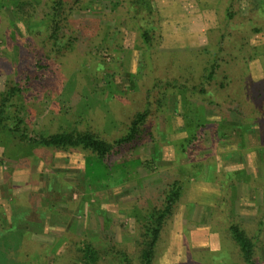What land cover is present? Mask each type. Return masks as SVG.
<instances>
[{
    "label": "rangeland",
    "instance_id": "1",
    "mask_svg": "<svg viewBox=\"0 0 264 264\" xmlns=\"http://www.w3.org/2000/svg\"><path fill=\"white\" fill-rule=\"evenodd\" d=\"M20 1L19 10L32 13L39 24L30 23L31 32L19 19L10 25L14 6L1 8L0 91L19 76L25 80L26 74L31 75L32 89H25L21 97L31 136L62 127L90 129L112 141L125 133L130 118L146 107L147 100L154 114L135 149L126 146L109 161L80 150L37 148L33 142L20 141L17 133L0 129V253L4 255L0 254V264H70L75 255L72 236L86 238L99 250L116 244L135 264L134 209L155 204L159 184L176 170L189 171L188 153L176 151L187 136L178 96L164 94L157 106L152 68L144 65L145 45L138 24L130 18L127 0H78L75 4L67 0L73 8L71 36L79 39L58 60L50 55V62L42 56L49 48L48 28L39 20L48 12L45 0ZM217 2L152 0L160 17L158 50L206 47V32L217 25ZM12 39L18 45L17 56ZM250 44L260 48L249 62L251 74L254 79L264 78V31L251 35ZM33 58L42 59L48 68L35 71L30 66ZM207 118L216 121L214 115ZM207 128L200 160L208 168L201 170L200 179L189 174L184 197L162 232L153 264H242L237 254L230 253L228 239L223 241L218 230H211L221 191L219 183L209 178L213 170L235 169L264 177V140L256 125L241 148L230 128L224 137L216 138ZM147 162L152 163L151 170ZM238 190L235 213L252 224L263 191L247 183ZM102 260L99 264L118 262L111 256ZM258 262L264 264V231Z\"/></svg>",
    "mask_w": 264,
    "mask_h": 264
},
{
    "label": "trees",
    "instance_id": "2",
    "mask_svg": "<svg viewBox=\"0 0 264 264\" xmlns=\"http://www.w3.org/2000/svg\"><path fill=\"white\" fill-rule=\"evenodd\" d=\"M77 1L71 2L75 4ZM127 1L130 18L138 24L137 31L141 43L145 45L144 65L148 64L152 68L151 87L159 93L155 102L157 106H161L164 94L169 92L178 96L187 132V136L177 144L176 151L179 154L188 153V174L181 173L180 170H176L173 175L170 173L157 188L155 204L143 206V210L134 209L132 213L136 223L134 245L137 251L136 261H133L135 264H153L162 232L176 205L184 197L189 174L200 179L203 178L200 177L201 170L208 168V163L203 164L200 160V149L204 145L207 126L211 128V135L215 138L224 137L229 128L233 130L237 134L239 148L244 146L246 134L253 125L257 126L261 140H264V78L254 79L249 67V62L260 50L259 46L250 44V37L264 31V0H218L217 25L206 32L209 44L194 50L166 52L157 48L161 39V26L159 13L153 8L152 0ZM22 4L20 0L18 3L17 0H0V11L4 6H14L15 18L9 24L12 25L15 19H19L25 22L31 32L34 27L31 24L36 25L38 22L29 11L22 8L19 10ZM44 5L48 12L39 17V20L48 28L45 40L49 48L42 56L50 62V55L55 56L56 61L72 50L79 36H71L74 28L69 26V19L73 8L69 1L45 0ZM75 30L78 32L80 27ZM14 34L15 31L12 36ZM11 41L17 56L18 45L15 40ZM36 58H39L38 55ZM47 65L42 59L33 58L30 66L35 71H40L48 68ZM160 66L162 68L159 70ZM24 77L25 80L19 76L18 80L0 91V129L17 133L20 141L33 142L37 148L80 150L109 161L111 155L118 154L126 146L128 149H135L137 143L144 138V125L153 113L149 100L143 110L132 115L125 133L112 141L90 129L62 127L31 136L22 113L26 104L21 102V97L25 89H32L33 79L29 73ZM209 115H214L213 120L216 121L208 120ZM147 165L151 170L152 163L147 162ZM209 179L216 180L221 191L219 205L213 212L211 230H218L223 241L228 239L226 241L230 242V253L237 254L242 264H259L258 249L264 231V177L249 176L245 170L235 169L225 172L213 170ZM243 183L260 187L263 191V200L252 224L242 221L234 210V193L239 191ZM63 239L68 241L69 237L64 235ZM71 240L75 255L70 264H99L103 261V256L116 258L117 264L132 263L127 251L117 248L116 244H107L105 250H99L86 238L72 236Z\"/></svg>",
    "mask_w": 264,
    "mask_h": 264
}]
</instances>
